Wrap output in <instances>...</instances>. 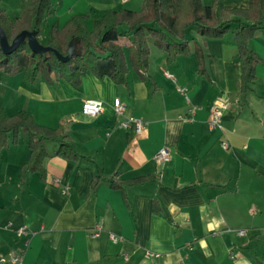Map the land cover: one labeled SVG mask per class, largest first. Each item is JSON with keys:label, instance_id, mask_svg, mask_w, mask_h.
I'll list each match as a JSON object with an SVG mask.
<instances>
[{"label": "crops", "instance_id": "1", "mask_svg": "<svg viewBox=\"0 0 264 264\" xmlns=\"http://www.w3.org/2000/svg\"><path fill=\"white\" fill-rule=\"evenodd\" d=\"M22 1L0 0V6L14 19ZM51 1L42 45L53 25L61 27L73 15L88 9L97 15L139 10L142 5V0ZM248 1L220 3L231 9L247 7ZM85 23L90 27V20ZM186 39L190 49L202 43L193 26ZM121 41L127 45L130 38ZM202 45L208 78L198 72L193 53L168 62L152 40L147 79L129 68L127 86L91 73L81 77L77 89L64 80L30 84L22 74L0 71V106L5 112L23 110L50 128L61 123L84 157L70 161L57 156L58 142L45 141V178L28 172L21 182V166L30 154L26 134L20 132L16 144L0 150V256L20 251L23 264L264 262V29L249 41L262 62L243 105L234 31ZM114 98L124 105L122 115L114 111ZM86 99L101 100L103 112L84 115L81 105ZM215 102L224 107L220 126L210 128L208 106ZM128 116L143 121L140 132L119 126ZM164 145L169 146V159L160 163L155 155ZM96 172L101 179L91 190ZM146 175H156L159 181L126 187L130 208L122 192L109 185L114 177ZM154 201L158 212L152 209ZM21 226L25 232L17 234ZM109 233L118 241L112 242Z\"/></svg>", "mask_w": 264, "mask_h": 264}, {"label": "trees", "instance_id": "2", "mask_svg": "<svg viewBox=\"0 0 264 264\" xmlns=\"http://www.w3.org/2000/svg\"><path fill=\"white\" fill-rule=\"evenodd\" d=\"M52 7L51 0H23L20 15L12 19L0 6V28L7 42L11 44L20 32L29 31L34 32L41 43L43 24ZM87 20L91 22L90 27L85 23ZM232 24L236 25L234 29ZM122 26L126 29L122 30ZM190 26L196 28L202 39V43L195 42L192 49L186 39ZM260 29H264V0H249L247 7L231 9L223 8L220 0H213L211 5H204L201 0H142L139 10L120 9L97 15L88 9L83 14L71 16L61 27L53 25L44 44L51 49L44 53L34 51L26 37L12 52L6 53L0 46V71L7 75L22 74L30 84L42 80L50 85L53 81L64 80L77 89L81 77L91 73L97 78L108 77L117 85L127 86L129 68L141 79H147L149 41L152 40L166 53L168 62L179 55L193 53L198 59V72L208 78L207 54L202 44L206 39H220L233 30L242 66L238 96L243 105L256 79L255 68L262 62L249 46L250 39ZM122 38H130V43L124 44ZM20 132L26 134L30 151L28 161L21 166V182L28 172H38L42 180L45 178L43 162L48 157L45 141L58 142L57 156L70 161L84 158L77 153L61 123L55 128L42 126L23 110L8 115L0 106V150L9 143L16 144ZM100 179V173H94L91 190ZM158 181L156 175L131 179L114 177L109 185L122 192L124 202L130 208L126 187ZM152 209L159 211L156 201Z\"/></svg>", "mask_w": 264, "mask_h": 264}, {"label": "built area", "instance_id": "3", "mask_svg": "<svg viewBox=\"0 0 264 264\" xmlns=\"http://www.w3.org/2000/svg\"><path fill=\"white\" fill-rule=\"evenodd\" d=\"M164 74L169 78H173L172 75L168 73L167 71L164 72ZM180 91L183 92V89H180ZM223 107L224 105L222 103H217V102L212 103L208 106V113H209L208 124L210 128H217L220 126ZM113 108H114V111L118 115H122L124 112V105L121 103L119 98H114ZM103 109H104L103 102L98 99H86L82 102V105H81V112L84 115L91 116V117L102 113ZM143 124H144L143 121L135 116H128L125 120H122L119 122L120 127L133 128V130L136 133L141 131ZM224 147H226V145H224ZM155 159L157 162H160V163L167 161L169 159V146L164 145L163 147H161L157 151L155 155ZM67 189L68 187L65 186L64 188H62L61 191L65 193ZM15 232L17 234H22L25 232V227L23 226L18 227L17 229H15ZM238 233L242 235L244 234V230H239ZM109 238L114 243L117 242L119 239L113 233H109ZM0 264H23V253L18 251V252H13L7 255H1ZM182 264H185V263H182Z\"/></svg>", "mask_w": 264, "mask_h": 264}, {"label": "water", "instance_id": "4", "mask_svg": "<svg viewBox=\"0 0 264 264\" xmlns=\"http://www.w3.org/2000/svg\"><path fill=\"white\" fill-rule=\"evenodd\" d=\"M25 37L28 39L29 46L34 51H36L38 53H44L47 50L51 49L50 47L44 46L41 43H39L37 41V39L35 38L34 32H29V31H22V32H20L13 39L12 43L9 44L7 42V39H6V36H5L4 32L0 28V46H1L2 50L4 52H6V53L12 52ZM71 50H72V47L70 49V52H71ZM66 58H68V57H66Z\"/></svg>", "mask_w": 264, "mask_h": 264}]
</instances>
